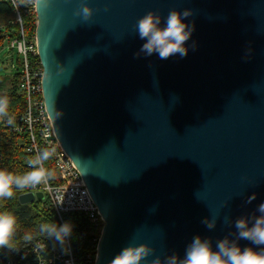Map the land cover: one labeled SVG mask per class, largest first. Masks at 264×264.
Wrapping results in <instances>:
<instances>
[{"label":"water","instance_id":"obj_1","mask_svg":"<svg viewBox=\"0 0 264 264\" xmlns=\"http://www.w3.org/2000/svg\"><path fill=\"white\" fill-rule=\"evenodd\" d=\"M78 3L35 0L36 38L56 136L104 219L95 264L129 242L153 259L196 234L235 237L264 201V0H88V21ZM171 8L192 10L195 49L135 55L136 20Z\"/></svg>","mask_w":264,"mask_h":264},{"label":"clouds","instance_id":"obj_2","mask_svg":"<svg viewBox=\"0 0 264 264\" xmlns=\"http://www.w3.org/2000/svg\"><path fill=\"white\" fill-rule=\"evenodd\" d=\"M39 7L48 8L53 0H37ZM94 8L88 0H79L74 9V15L83 21H88L94 14ZM192 10L185 8H171L166 16L155 10H149L140 16L134 28L138 37L143 41L138 52L145 57L155 54L159 59L170 56L185 57L189 47L195 49L196 42L188 41L192 36L195 24L189 21ZM6 98L0 97V116L7 117V123H13L8 115ZM54 148L40 149L28 161L30 170L23 174L0 168V199L13 196V189L32 188L47 184L54 177V173L44 167L53 154ZM256 198V193L248 197V202ZM202 223L208 229L215 227V218H205ZM75 223L72 219L59 221H45L39 224L38 231L47 240L58 246L60 253L71 256L72 239L75 233ZM235 237L225 235L213 241L209 237L196 234L186 245L183 256L171 252L161 257L156 255L148 259L155 249L148 242H129L122 246L110 259L109 264H264V201H261L254 214L237 217L234 221ZM17 228L16 217L8 211H0V249H14L12 237ZM25 242L33 239L31 233L23 236ZM240 241H247L242 245ZM70 264V262H69Z\"/></svg>","mask_w":264,"mask_h":264},{"label":"built area","instance_id":"obj_3","mask_svg":"<svg viewBox=\"0 0 264 264\" xmlns=\"http://www.w3.org/2000/svg\"><path fill=\"white\" fill-rule=\"evenodd\" d=\"M11 1L14 2V0ZM30 4L35 12V0ZM17 21L20 25L19 34L17 37L11 38V45L20 56L19 88L25 95L26 103L21 114L9 115L12 117L13 123H7V117L4 116L0 117V120L11 132L28 134L26 151L34 156L40 149L54 148L50 158L61 179L60 184L54 185L48 180L47 184L25 188L24 193L37 194L41 192L46 195L59 220L64 219L68 213H80L87 216L89 225H91L92 239L88 249L80 256L76 255L73 244L71 256H64L54 242L49 244L46 240L40 239L35 241L31 247L28 246L5 258L0 257V264H31L32 259L29 257L32 256L35 257L36 264H69V262L70 264H95L104 219L92 199L80 171L56 136L43 97V66L38 54L36 34L33 36L25 34L19 13ZM28 166L30 165L28 164Z\"/></svg>","mask_w":264,"mask_h":264},{"label":"trees","instance_id":"obj_4","mask_svg":"<svg viewBox=\"0 0 264 264\" xmlns=\"http://www.w3.org/2000/svg\"><path fill=\"white\" fill-rule=\"evenodd\" d=\"M33 0H0V22H8L5 26L6 34L0 35V47L3 45L7 36L15 38L19 34L20 25L17 21L18 13L22 18L23 29L27 36L36 34L37 18L30 2ZM8 34V35H7ZM20 74L8 79H0V97L6 98L8 103V115L21 114L25 108V95L19 88ZM9 81V83H7ZM2 117V116H0ZM28 134L11 132L9 128L0 120V168H5L14 174H23L30 170L28 161L34 157L32 153L26 151ZM44 167L54 173V177L49 181L56 185L61 183L55 165L51 158L44 162ZM25 192V189H13V196L7 199H0V211L12 213L17 220V228L12 237L15 245L14 249H0V257H7L14 252L23 250L32 246L35 241L44 239L49 244L52 241L42 236L38 227L45 221H59L55 210L51 207L46 195L42 199H36L34 202L22 204L19 196ZM70 218L75 223V233L72 239L76 255H81L88 249L91 242V225L88 217L80 213H68L64 219ZM31 233L33 239L25 242L24 234ZM31 264H36L34 256L29 257Z\"/></svg>","mask_w":264,"mask_h":264},{"label":"rangeland","instance_id":"obj_5","mask_svg":"<svg viewBox=\"0 0 264 264\" xmlns=\"http://www.w3.org/2000/svg\"><path fill=\"white\" fill-rule=\"evenodd\" d=\"M7 23L8 22H0V35L6 34L4 25ZM11 44V37L7 36L3 45L0 47V79L9 80L15 73L21 71L20 56ZM7 83H9V81H7Z\"/></svg>","mask_w":264,"mask_h":264}]
</instances>
